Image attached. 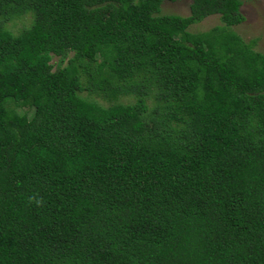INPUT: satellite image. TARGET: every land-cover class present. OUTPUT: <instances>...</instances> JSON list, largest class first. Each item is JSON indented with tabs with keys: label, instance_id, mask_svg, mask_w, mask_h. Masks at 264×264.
I'll use <instances>...</instances> for the list:
<instances>
[{
	"label": "trees",
	"instance_id": "1",
	"mask_svg": "<svg viewBox=\"0 0 264 264\" xmlns=\"http://www.w3.org/2000/svg\"><path fill=\"white\" fill-rule=\"evenodd\" d=\"M165 1L0 0V264H264V53Z\"/></svg>",
	"mask_w": 264,
	"mask_h": 264
},
{
	"label": "rangeland",
	"instance_id": "2",
	"mask_svg": "<svg viewBox=\"0 0 264 264\" xmlns=\"http://www.w3.org/2000/svg\"><path fill=\"white\" fill-rule=\"evenodd\" d=\"M194 0H178L176 2L165 1L162 6V15H177L181 17H188L190 15V7ZM241 12L245 16L246 21L237 27H233L231 30L240 36L247 44L253 43V50L259 53H264V0H242ZM27 15V16H25ZM24 18H19L14 22H10L8 27L15 35H19L24 30L29 29L32 26V14H25ZM223 26L219 15L211 16L205 19L203 22L192 25L189 28L191 33H205L212 30L215 27ZM68 60H61L57 57L52 61L55 66H65ZM57 67H55V70ZM97 101L105 106H109V103L104 102L101 98H96ZM120 102L129 104L134 100L131 98H121Z\"/></svg>",
	"mask_w": 264,
	"mask_h": 264
}]
</instances>
